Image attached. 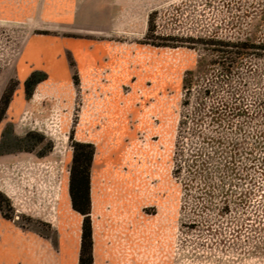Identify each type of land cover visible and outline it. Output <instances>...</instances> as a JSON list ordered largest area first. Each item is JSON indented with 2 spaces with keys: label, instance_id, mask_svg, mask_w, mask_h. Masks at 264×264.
I'll list each match as a JSON object with an SVG mask.
<instances>
[{
  "label": "rangeland",
  "instance_id": "rangeland-1",
  "mask_svg": "<svg viewBox=\"0 0 264 264\" xmlns=\"http://www.w3.org/2000/svg\"><path fill=\"white\" fill-rule=\"evenodd\" d=\"M5 93L8 264H78L76 143L94 264H264V0H0Z\"/></svg>",
  "mask_w": 264,
  "mask_h": 264
},
{
  "label": "trees",
  "instance_id": "trees-1",
  "mask_svg": "<svg viewBox=\"0 0 264 264\" xmlns=\"http://www.w3.org/2000/svg\"><path fill=\"white\" fill-rule=\"evenodd\" d=\"M148 35V33H147ZM159 38H161L159 36ZM165 39V38H161ZM169 39V38H166ZM207 44H212L216 48L215 51L224 53L229 47H236L242 49L244 43L230 42L220 39L210 38L205 41ZM40 79L35 78L32 73L24 82V88L27 96L31 94V85L39 82ZM11 99V95L3 94L0 99V120L2 114L6 110ZM93 155V147L89 143H76L74 155L72 158V166L70 171L69 181V195L71 199L72 208L83 215L82 222V235L80 251L78 255V264H94L92 256V239H91V226H90V186H89V173L90 164Z\"/></svg>",
  "mask_w": 264,
  "mask_h": 264
},
{
  "label": "crops",
  "instance_id": "crops-1",
  "mask_svg": "<svg viewBox=\"0 0 264 264\" xmlns=\"http://www.w3.org/2000/svg\"><path fill=\"white\" fill-rule=\"evenodd\" d=\"M41 69L40 65H27L26 62H22L21 64H19V66H17V70L19 72V74L21 75V78L23 80V84L26 81V79L32 74L35 73L36 70ZM66 69V65L64 64V61L61 60H57V62L53 63L50 66V71L52 70L53 72H58V71H63ZM11 258V257H10ZM8 259V255L7 252H1L0 251V264H8L9 262L7 261Z\"/></svg>",
  "mask_w": 264,
  "mask_h": 264
}]
</instances>
